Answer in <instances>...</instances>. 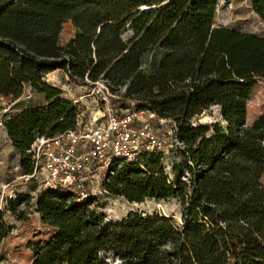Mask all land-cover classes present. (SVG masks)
Returning <instances> with one entry per match:
<instances>
[{
  "label": "trees",
  "instance_id": "trees-1",
  "mask_svg": "<svg viewBox=\"0 0 264 264\" xmlns=\"http://www.w3.org/2000/svg\"><path fill=\"white\" fill-rule=\"evenodd\" d=\"M247 1L264 23V0ZM217 2L0 0V97L17 100L27 87L43 98L0 123L22 174L35 138L74 126L76 107L44 81L56 69L71 85L103 81L117 109L169 120L181 144L169 171L162 154L142 152L102 183L129 203L173 199L179 221L132 211L105 221L97 198L46 188L33 207L53 234L32 246L31 264H264V113L244 124L264 79V37L214 27ZM66 22L74 34L59 46ZM210 107L223 124L197 122ZM31 198L15 194L4 211L22 220L18 205ZM4 211L0 244L11 230Z\"/></svg>",
  "mask_w": 264,
  "mask_h": 264
},
{
  "label": "built area",
  "instance_id": "built-area-1",
  "mask_svg": "<svg viewBox=\"0 0 264 264\" xmlns=\"http://www.w3.org/2000/svg\"><path fill=\"white\" fill-rule=\"evenodd\" d=\"M84 80L89 94L71 101L77 109L73 128L52 136H39L27 150L30 171L21 174L19 180L25 185L33 184L35 190L31 195L46 188H60L79 201L88 197H110L102 188L107 174L111 175L123 163L134 161L142 152L164 156L169 149L181 145L169 120L155 118L147 111L133 110L132 106L117 109L113 106L115 96L109 93L103 81ZM89 107L92 110L88 113ZM152 119L161 127H169L167 134L175 145L164 144ZM14 196L15 193L7 195L4 204Z\"/></svg>",
  "mask_w": 264,
  "mask_h": 264
},
{
  "label": "rangeland",
  "instance_id": "rangeland-1",
  "mask_svg": "<svg viewBox=\"0 0 264 264\" xmlns=\"http://www.w3.org/2000/svg\"><path fill=\"white\" fill-rule=\"evenodd\" d=\"M214 27H226L264 37V23L252 12L247 0H218L214 16ZM73 34L74 30L71 24L69 22L64 23L58 35L59 46L67 43ZM127 37L128 33L123 35L124 39ZM44 81L51 86L59 88L61 91L60 97L69 101H73L78 96L89 94V86L84 87L69 84L64 71L61 69L47 73L44 76ZM81 101L86 103L85 98H82ZM41 105H43L42 96L27 87L23 89L22 95L17 100H12L9 97H0V123L19 109ZM91 110L89 107L86 112L89 113ZM262 113H264V79H258L246 101L244 124L250 125ZM151 122L157 129L158 136L166 146L170 144L175 145L171 141V136L167 134V131H169L168 126L161 127L153 119ZM197 122L200 124L215 122L223 124L217 107H210L203 111L198 116ZM176 160V151L173 148L169 149L164 154L166 171H169V164ZM21 174L19 158L12 150L4 130L0 126V210L4 211L5 204L3 199L7 195H11L12 193L29 194L32 197L28 204L18 205V210H22L24 213L22 220L17 221L7 211L3 213V218L7 225L11 227V230L0 244V264H31L33 260L32 246L43 244L53 234L52 229L39 221L38 214L35 213L33 207L36 193L31 195L33 184H23L19 180ZM259 181L264 186V175L261 176ZM97 203L99 205L97 210L103 213L105 221H119L131 211L142 214L157 212L162 216L179 221V204L173 199L167 201L145 200L141 203H129L120 197H105L99 198Z\"/></svg>",
  "mask_w": 264,
  "mask_h": 264
}]
</instances>
